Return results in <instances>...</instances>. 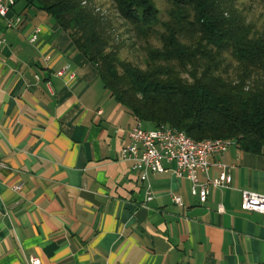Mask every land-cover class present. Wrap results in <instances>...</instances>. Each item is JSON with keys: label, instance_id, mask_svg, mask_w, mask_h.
I'll use <instances>...</instances> for the list:
<instances>
[{"label": "crops", "instance_id": "obj_1", "mask_svg": "<svg viewBox=\"0 0 264 264\" xmlns=\"http://www.w3.org/2000/svg\"><path fill=\"white\" fill-rule=\"evenodd\" d=\"M17 17L0 22V264H264V214L241 209L264 194V152L213 154L199 181L218 163L233 181L205 202L174 162L142 180L123 155L138 121L52 16L16 1Z\"/></svg>", "mask_w": 264, "mask_h": 264}, {"label": "trees", "instance_id": "obj_2", "mask_svg": "<svg viewBox=\"0 0 264 264\" xmlns=\"http://www.w3.org/2000/svg\"><path fill=\"white\" fill-rule=\"evenodd\" d=\"M16 1L52 16L96 67L111 96L143 126L165 124L196 141L230 139L244 151L264 152V33L246 25L232 0H168L163 48L149 52L146 69L121 59L110 42L111 22L87 0ZM113 2L140 33L151 31L154 0ZM227 48L244 72L237 82L211 73L204 63ZM175 64L192 69L188 79Z\"/></svg>", "mask_w": 264, "mask_h": 264}, {"label": "built area", "instance_id": "obj_3", "mask_svg": "<svg viewBox=\"0 0 264 264\" xmlns=\"http://www.w3.org/2000/svg\"><path fill=\"white\" fill-rule=\"evenodd\" d=\"M15 4L16 0H0V22L7 21V24L12 26L21 21L19 17L15 20L8 18ZM39 33L40 29L38 28L31 36L30 41L35 42ZM5 42V38L0 37V45ZM60 74H63V71ZM70 76L74 77V74ZM128 136L129 142L123 149V155L126 160L132 163V168L140 172L142 180H147L151 172L167 171L164 162H174V173L191 181V193L199 196L202 202L207 200L210 186L229 187L232 184L231 167L223 163L217 164L221 168L217 178H208L206 182L202 183L199 181V173H207L212 166L210 157L213 154L225 152L230 146L236 145L234 140L221 142L209 139L208 144L194 145V142H190L183 136L182 130L162 125L146 129L140 121L129 130ZM0 167H5L1 161ZM21 187L22 185L15 186L16 189ZM147 199H152L150 190ZM173 199L176 204L184 205L181 196L174 195ZM241 209L246 212L264 214V194L248 190L242 191ZM29 262L30 264H42L41 258L34 255L29 258Z\"/></svg>", "mask_w": 264, "mask_h": 264}, {"label": "rangeland", "instance_id": "obj_4", "mask_svg": "<svg viewBox=\"0 0 264 264\" xmlns=\"http://www.w3.org/2000/svg\"><path fill=\"white\" fill-rule=\"evenodd\" d=\"M95 10L111 22L108 32L112 34L111 43L119 48L121 59L132 62L134 65L146 69L149 66V52L152 49L163 48L161 39L165 33L164 23L169 20L170 3L168 0H154L157 8L156 19L151 22V31L147 34L140 33L128 20L117 10L113 0H87ZM241 12L246 25L252 26L257 33H264V0H232ZM140 15L142 11L140 10ZM112 28V29H111ZM184 43L190 45L193 42L181 36ZM215 50L213 49V52ZM207 70L217 76L237 82L244 77V72L234 59L231 49L218 51L215 59L204 62ZM181 71V75L189 78L191 68H182L175 64ZM249 82V79H244ZM145 127L153 128V125L144 123Z\"/></svg>", "mask_w": 264, "mask_h": 264}, {"label": "bare ground", "instance_id": "obj_5", "mask_svg": "<svg viewBox=\"0 0 264 264\" xmlns=\"http://www.w3.org/2000/svg\"><path fill=\"white\" fill-rule=\"evenodd\" d=\"M162 126H164V127H171V126H169V125H165V124H163ZM176 129V128H175ZM183 136L185 137V138H188V140L190 141V142H194V145H203V144H208V140L207 141H196V140H194V139H192L191 137H189L185 132H183ZM214 141H221V142H230V141H232V140H228V139H216V140H214Z\"/></svg>", "mask_w": 264, "mask_h": 264}]
</instances>
